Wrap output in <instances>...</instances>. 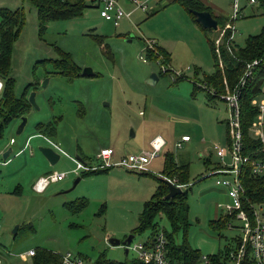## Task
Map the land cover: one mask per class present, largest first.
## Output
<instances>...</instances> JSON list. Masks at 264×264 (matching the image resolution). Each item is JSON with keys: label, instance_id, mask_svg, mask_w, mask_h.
I'll return each instance as SVG.
<instances>
[{"label": "rangeland", "instance_id": "1", "mask_svg": "<svg viewBox=\"0 0 264 264\" xmlns=\"http://www.w3.org/2000/svg\"><path fill=\"white\" fill-rule=\"evenodd\" d=\"M132 1L117 0L129 17L116 26L100 19L98 10L91 8L78 19L50 22L44 33L39 34L31 7L18 0H0V9L24 10V26L11 50L13 96L19 98L24 93L26 99L30 92H38L35 108L30 107L25 114L27 125L22 134H15L18 119L10 120L0 133V161L6 149L12 150L13 156L31 138L30 149L24 156L13 159L7 166L0 164V264H31L26 252L35 248L58 256L71 253L87 264H93L101 255L109 262L123 263L124 247H112L107 240L121 241L136 228L143 204L156 191L163 154L167 152L172 156L187 154L189 160L187 183L182 186L186 191L187 227L184 235L182 231L176 234L175 244L184 241L200 257H208L233 249V240L241 239L239 221H230L232 229L212 226V222L227 217L224 208L230 206V200L210 176L215 174L218 163L229 164V156L222 161L209 156L214 147L227 152L224 124L230 115L222 102L213 100V108H208L202 92L190 95L191 82H203L204 77L213 73L202 30L171 0ZM197 1L226 18L231 16L234 2L238 10L243 9V18L232 22L234 47H242L247 37L257 35L264 27V15L255 13V6H249L248 0ZM227 24L233 26L229 19ZM221 34L217 30L207 36L214 39L218 35L219 39ZM146 42H153L151 49ZM159 47L170 56V64L163 65L164 57L156 53ZM145 48L156 56L154 63L141 61ZM58 52L66 54L80 74L89 69L95 76H45L44 71H52L51 65L41 67L38 62L57 60ZM150 74L158 78L153 86L146 84ZM180 76L182 80L178 81ZM45 78L46 88L40 90ZM253 102L255 107L264 103V82ZM148 104L166 121L171 117L178 123L169 124L152 113L149 116L144 110ZM257 124L262 125L264 132V114L261 121L257 119L250 126L253 141L257 140ZM47 125L53 127V133L43 138L64 154L58 155L59 160L53 166L38 152L39 147L52 149L36 136L37 129L45 130ZM149 133L153 136L148 144L156 137L166 144L164 135L172 143L146 167L144 175L118 167L109 168L107 174L73 173L76 157L94 168L100 164L95 156L102 149L114 151L112 163L120 155L149 153L150 149L145 148L147 141L142 142ZM184 136L191 140L189 150L174 151L176 139L179 142ZM203 159L208 160L202 162ZM49 174L61 175L63 179L49 185L44 193L34 194L33 184ZM77 178L79 181L71 190ZM254 207L258 209L257 204ZM154 224L160 231L170 233L163 216H157ZM15 227L16 233L12 234ZM131 235L133 244H138L144 243L150 232ZM130 260L131 255L126 258Z\"/></svg>", "mask_w": 264, "mask_h": 264}, {"label": "trees", "instance_id": "2", "mask_svg": "<svg viewBox=\"0 0 264 264\" xmlns=\"http://www.w3.org/2000/svg\"><path fill=\"white\" fill-rule=\"evenodd\" d=\"M18 1L21 4L28 5L35 11L39 34L44 33L46 25L50 22L78 19L82 17L86 9L93 8L83 0ZM172 3L183 9L198 27L200 26L195 22L191 11H206L216 21L217 29L215 31L218 30V35L222 32L219 39L218 35L214 39L207 36V33H211L213 30H205L200 27L213 62V73L204 77L203 82H191L190 86L192 93L202 92L205 94L207 103L212 105L213 100L222 102L219 97L224 94L225 91L230 93L237 92L239 100V124L243 145L242 153L264 159V150L261 152L262 146L258 139L253 141L249 136L250 126L258 115L257 108L251 103L258 95L260 86L264 82V27L257 35L247 37L242 47H234L231 39L233 35V26L230 27V29L224 28L227 19L230 17L226 18L220 15H213L209 8L197 0H172ZM250 5L255 6V13L264 15V0H254V3ZM236 9L237 18H243L242 9L238 10L237 7ZM23 11L22 8L15 11L0 9V83L2 85V92L0 94V133L10 120L25 116L27 110L30 108L24 98V93L19 98L13 96V80L10 77L11 50L24 26ZM235 20L229 21L231 24H234L232 22ZM152 53L151 50L145 48V61L154 63L156 56ZM156 53L164 57L163 65L165 63L169 64L170 56L163 49L156 48ZM252 62H256V65L252 67L250 77L245 78L244 75ZM46 63H49L52 68V71H44L47 77L52 75L65 77L80 76L79 70L73 65L69 57L61 52H58L57 60H41L38 62L37 66L40 65L43 67ZM242 79H245V83L240 88L238 86ZM180 80H182L181 76L178 81ZM39 126L40 125L37 127ZM45 127V130H49L48 134L45 133V130L41 129H37L38 132H36V134L44 138L51 136L53 127L49 125ZM98 171L105 172V170H96L87 172L86 175L95 174ZM162 175L165 176L167 180L174 179L176 184L183 186L187 183L188 179V165L181 163L179 159L178 162H176L175 157L170 153L165 154L163 155ZM240 180L244 190L245 200L248 203L251 205L264 203V177L253 178L247 173V168H245L241 174ZM157 183L158 185L155 193L143 204L142 210L137 218V226L131 234L149 231L150 236L147 239H150L151 236L159 231L157 225L154 224V220L157 216L161 215L167 220L170 226V233L161 230L164 235L166 243L165 249L168 258L171 261L181 262L183 264H196L200 257L197 251L190 249L184 241L179 245L174 242L176 234L182 231L184 235L187 227L186 220L188 208L186 204V191L181 189L182 193L174 196L171 200H162L163 196L167 193V188L165 184L158 180ZM243 205H246L245 202ZM226 223L227 219L224 217L218 219L216 222H212V226L215 229L224 230L226 228ZM233 241L235 244L237 240ZM125 246H123V249H126ZM234 249L235 248L225 249L223 252L218 251L215 255L208 256V258L212 264H222V256L227 255L228 251ZM124 257V262L120 264L129 263V261H126V256ZM30 258L31 264H61L58 255L41 248H35ZM93 264L117 263L109 262L105 259L104 255H101ZM240 264H254L247 248Z\"/></svg>", "mask_w": 264, "mask_h": 264}, {"label": "built area", "instance_id": "3", "mask_svg": "<svg viewBox=\"0 0 264 264\" xmlns=\"http://www.w3.org/2000/svg\"><path fill=\"white\" fill-rule=\"evenodd\" d=\"M85 3L90 4L93 8L98 10L99 17L104 21L118 23L123 18H128V15L124 14L121 8L118 6L117 0H83ZM131 3L134 1L129 0ZM249 4H253L254 0H249ZM144 10L143 6L139 7ZM237 18V9L235 2L232 7V14L229 20H235ZM225 28L230 26L227 24ZM147 47L151 49L153 42H146ZM146 48V49H148ZM142 62H145V58H140ZM256 65V62H252L247 69L245 78H249L252 67ZM245 83V79L239 82L238 87H242ZM1 90V83H0ZM226 110L229 112L230 120L226 122L228 145L227 152L230 159L229 164L221 165L215 172L216 175L214 184L222 187L226 190L228 199L230 200V206L224 208L227 213L226 229H232L230 221H239L242 223V227L239 229L241 232V239L237 240L234 250L228 251L227 255L222 256V264H240V261L246 252V248L249 250L251 260L254 264H264V207L261 204H257L258 209L245 200L244 190L241 184V174L245 168L247 173L253 178L264 177V159L252 157V155H245L242 153L243 145L241 138V130L239 124V103L238 94L225 91L220 97ZM253 106L254 102L251 103ZM258 115L256 120L261 121V117L264 114V103L256 107ZM256 120L253 123H256ZM253 123L251 124L252 126ZM257 131L255 135L262 146L261 152L264 150V132L262 125H255ZM189 138L184 136L179 142H176L175 148L180 149L182 142H188ZM50 146L57 152L61 150L55 145L50 143ZM150 152L141 153L137 156L128 155L117 162L112 163L111 157L113 151L109 149H102L95 156V159L100 163L94 168L84 166L78 161H74V172L96 171L106 170L113 167L122 168L131 172H144L148 163L159 153L164 147V142L161 138L156 137L150 143ZM213 152L220 161L223 160L224 150L219 147H214ZM63 176L56 174H49L39 178L32 186V190L35 193H42L48 185L60 182ZM245 202V206L243 203ZM165 239L162 231H157L150 239H146L144 243L133 244L131 241L125 246L126 258L131 255V260L127 264H183L181 262L171 261L165 249ZM33 251L26 252V256L31 257ZM61 264H87L79 256L72 255L71 253H65L59 256ZM196 264H212L208 257L201 256L197 260Z\"/></svg>", "mask_w": 264, "mask_h": 264}, {"label": "water", "instance_id": "4", "mask_svg": "<svg viewBox=\"0 0 264 264\" xmlns=\"http://www.w3.org/2000/svg\"><path fill=\"white\" fill-rule=\"evenodd\" d=\"M191 14L194 16L195 22L202 29L213 30V31H215L217 29L216 21L211 17V15L208 12H206V11H202V12L191 11ZM80 75L82 77H91V76H93V73L89 69H83ZM157 80H158V78L156 77L155 74H150L146 80V84L149 86H153L157 82ZM47 82H48L47 78L43 79V81L39 85V89L44 90L46 88ZM37 93H38L37 91H33V92H30L29 95L27 96L26 101L30 107L35 108L34 99H35ZM18 120H19V123L16 127V130H15V134L17 136L22 134L23 130L25 129V127L27 125V118L25 116L19 117ZM38 152L44 158V160L47 162V164L50 166H53L59 160L58 154L48 147L47 148L46 147H39ZM9 153H10V149H7L4 153H2L1 158L3 161H5L6 157L9 155ZM76 159L78 160L79 158L76 157ZM157 180L162 182L163 184H165V186L167 188V193H166V195L163 196L162 200H171L174 196L182 193V190L178 186H175L172 182H170L166 178L158 177ZM78 181H79L78 178L76 180H74L71 190L76 186ZM16 230H17V227H15L13 229L12 234H15ZM132 239H133V236L130 234V235H127L122 241H119L116 239H108L107 243L112 247L118 246V245L125 246V245L129 244ZM123 251H124V256H126V249H124Z\"/></svg>", "mask_w": 264, "mask_h": 264}, {"label": "crops", "instance_id": "5", "mask_svg": "<svg viewBox=\"0 0 264 264\" xmlns=\"http://www.w3.org/2000/svg\"><path fill=\"white\" fill-rule=\"evenodd\" d=\"M172 1V0H171ZM247 4H248V1H247ZM176 5V4H175ZM204 6H206L205 4H203ZM249 6H251V7H253V5H250V4H248ZM179 7V6H178ZM207 8H209L208 6H207ZM210 9V8H209ZM183 10V9H182ZM211 10V9H210ZM243 10V9H242ZM211 12L213 13V15H215V16H217V15H220V16H222L220 13H217V12H215V11H213V10H211ZM129 17V16H128ZM223 17V16H222ZM101 19V18H100ZM124 19H127L128 20V18H123V19H121L118 23H120L121 21H123ZM240 19H242V18H240ZM104 21V20H103ZM107 22H109V21H107ZM113 23V22H112ZM118 23H113L114 24V26H116ZM235 24V23H234ZM234 24H233V32H234ZM203 35V34H202ZM221 36V35H220ZM204 37V36H203ZM232 38H233V35H232ZM231 38V39H232ZM158 47V46H157ZM160 48V47H159ZM162 49V48H161ZM169 64H170V62H169ZM91 71V70H90ZM195 73H197V72H195ZM93 76H95L94 74H93ZM79 77H82L81 75L79 76ZM92 77V76H91ZM158 81V80H157ZM1 89H2V85H1ZM0 94H1V90H0ZM190 95H195V93L193 94L192 93V89H191V94ZM203 95H205V94H203ZM223 103V102H222ZM206 105H207V107L208 108H213V104L212 105H210V104H208V103H206ZM150 104H148L145 108H144V110H145V112H146V114H148L149 113V116H150V113H152L154 116H156V117H158V119L159 120H162V121H164V122H167V123H169V124H172V123H178V120L177 119H174V118H169V119H167V121L164 119V116L163 115H161V114H159V113H157L155 110H153V109H151L150 107ZM141 115V114H140ZM146 119H147V116H146ZM255 120H256V118H255ZM254 120V121H255ZM253 121V122H254ZM147 123H150V122H147ZM151 123H153V122H151ZM224 126H225V131H226V139H227V141H226V145H228V135H227V128H226V123L224 124ZM181 135H187V134H185V133H183V134H181ZM180 135V136H181ZM36 136L37 137H39L40 138V136H38L37 134H36ZM131 136H132V134H131ZM134 136H135V133H134ZM152 136H153V134L152 133H149V134H147V135H145V136H143L144 137V141H142V142H145V141H147L145 144H147V146L145 147V148H149L150 149V147H149V144H148V142L151 140L150 138H152ZM133 137V136H132ZM42 139H44L43 137H41ZM160 138V137H159ZM163 138H165V141H166V144L164 143V147L166 148V146H167V144L168 145H170L171 143H172V139H170L167 135H164V137ZM30 140H31V138H28L27 140H25L24 142H23V144L21 145V147H19L17 150H16V153L15 154H13V156H12V150H10V153H9V155L6 157V159H5V161H3L2 160V158H1V161H0V164H3L4 163V165H3V167L4 166H7L13 159H16L17 157H21V156H24L25 155V153H26V151H27V149H30V147H29V142H30ZM45 140V139H44ZM48 139H46L45 140V142H47V144L48 145H50V142L49 141H47ZM176 141L178 142V139H176ZM175 140L173 141L174 143L176 142ZM191 142V140L189 139V141L188 142H182L181 143V148L180 149H178V148H175V145L173 144V150L174 151H181L183 148H184V150L185 151H187V150H189V143ZM12 141L10 142V144L12 145ZM163 147V148H164ZM52 148V147H51ZM106 148H108V147H106ZM162 148V149H163ZM161 149V150H162ZM5 149H2V151H4ZM7 150V149H6ZM51 150H53L54 152H56L58 155H64L63 154V152L61 151L60 153L59 152H57L55 149H51ZM161 150L159 151V153L161 152ZM5 152V151H4ZM3 152V153H4ZM159 153L148 163V165L146 166V167H148L149 166V164L155 159V158H157L158 157V155H159ZM171 154V152H167V153H164L163 155H165V154ZM210 153L211 154H209V156H214V158L215 159H217V160H219V158H217L216 156H215V154H214V152H213V150H211L210 151ZM113 155H114V151H113ZM186 155V156H185ZM226 155H228V152H226V151H224V156H223V160H224V157L226 156ZM76 156H78V155H76ZM174 157H175V160H176V162H178V159H179V161L181 162V163H183V164H186V165H188V168H189V160H188V156H187V154H179V155H173ZM19 157V158H20ZM29 157H32V155H31V150L29 151ZM120 158L119 159H121V158H123V157H125L124 155H120L119 156ZM204 157V156H203ZM43 158V157H42ZM79 158V157H78ZM18 159V158H17ZM44 159V158H43ZM80 159V158H79ZM77 160L76 158L74 159V160H76V161H78V162H80V163H82L84 166H89L88 164H85L84 162H82V160H84V159H82L81 158V160ZM118 159V160H119ZM202 158H200V160H201ZM206 160H208V159H203L202 160V162H205ZM220 161V160H219ZM8 162V163H7ZM7 163V164H6ZM208 164V163H207ZM213 166H215V165H212V169H214L213 168ZM219 167H221V165L219 166V163L217 164V169L215 170V172L219 169ZM163 168V167H162ZM110 170V169H109ZM108 169H106L105 171L107 172V171H109ZM87 172H91V171H85L84 173H87ZM105 172V173H106ZM127 172H130V173H139V174H145L146 173V168H145V171L144 172H131V171H127ZM214 172V173H215ZM73 173H77V172H73ZM108 173V172H107ZM106 173V174H107ZM213 172H209V175L210 174H212ZM161 176H159V177H162V178H165V176H163L162 175V173L160 174ZM210 176H212V177H214V181H215V179L216 178H218V177H216V175H210ZM170 182H172V183H174V185L176 184V181L174 180V179H171V180H169ZM58 183V182H57ZM53 184H56V183H53ZM51 185V184H50ZM215 185V184H214ZM175 186H178L180 189H182V186L181 185H179V184H176ZM216 186V185H215ZM49 187V185L47 186V188ZM218 188H220L221 190H222V192H223V194L227 197V194H226V190L224 189V188H222V187H219V186H217ZM47 188L42 192V193H44L46 190H47ZM34 194H37V193H35L33 190H31ZM228 198V197H227Z\"/></svg>", "mask_w": 264, "mask_h": 264}, {"label": "flooded vegetation", "instance_id": "6", "mask_svg": "<svg viewBox=\"0 0 264 264\" xmlns=\"http://www.w3.org/2000/svg\"><path fill=\"white\" fill-rule=\"evenodd\" d=\"M124 238H125V237H124ZM124 238H123V239H124ZM123 239H122V240H123ZM122 240H121V241H122Z\"/></svg>", "mask_w": 264, "mask_h": 264}]
</instances>
